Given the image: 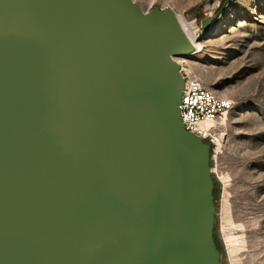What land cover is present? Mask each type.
Wrapping results in <instances>:
<instances>
[{
	"label": "water",
	"instance_id": "1",
	"mask_svg": "<svg viewBox=\"0 0 264 264\" xmlns=\"http://www.w3.org/2000/svg\"><path fill=\"white\" fill-rule=\"evenodd\" d=\"M193 51L169 7L0 0V264H219Z\"/></svg>",
	"mask_w": 264,
	"mask_h": 264
},
{
	"label": "rangeland",
	"instance_id": "2",
	"mask_svg": "<svg viewBox=\"0 0 264 264\" xmlns=\"http://www.w3.org/2000/svg\"><path fill=\"white\" fill-rule=\"evenodd\" d=\"M172 8L202 48L183 57L204 86L230 99L209 166L217 181L213 229L219 264H264V0H134ZM211 16L209 30L200 23Z\"/></svg>",
	"mask_w": 264,
	"mask_h": 264
},
{
	"label": "built area",
	"instance_id": "3",
	"mask_svg": "<svg viewBox=\"0 0 264 264\" xmlns=\"http://www.w3.org/2000/svg\"><path fill=\"white\" fill-rule=\"evenodd\" d=\"M182 58H174L184 79L179 102L182 124L187 131L211 146H218L221 136L219 120L232 108L233 102L204 86L202 81L186 68ZM208 122L209 125H205Z\"/></svg>",
	"mask_w": 264,
	"mask_h": 264
},
{
	"label": "bare ground",
	"instance_id": "4",
	"mask_svg": "<svg viewBox=\"0 0 264 264\" xmlns=\"http://www.w3.org/2000/svg\"><path fill=\"white\" fill-rule=\"evenodd\" d=\"M176 16L184 32L186 33L190 41L193 43L194 50L199 51L202 48V44L199 41L200 36L197 33V29L195 27L190 26L189 22H186L185 20L181 19L180 16H178L177 14ZM205 125H209V122L205 123Z\"/></svg>",
	"mask_w": 264,
	"mask_h": 264
},
{
	"label": "trees",
	"instance_id": "5",
	"mask_svg": "<svg viewBox=\"0 0 264 264\" xmlns=\"http://www.w3.org/2000/svg\"><path fill=\"white\" fill-rule=\"evenodd\" d=\"M210 155H211V149H210ZM212 180H213L212 195H213V201L216 204V200L218 198V187H217V181L215 179H212ZM213 237H214L215 245H216L217 249L220 251L221 247H220L219 241L216 237V233L214 232V229H213Z\"/></svg>",
	"mask_w": 264,
	"mask_h": 264
}]
</instances>
